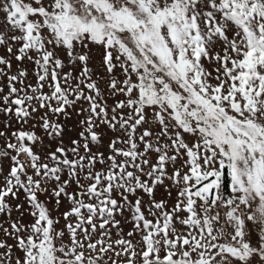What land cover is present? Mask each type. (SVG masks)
<instances>
[{"label": "snow or ice", "instance_id": "1", "mask_svg": "<svg viewBox=\"0 0 264 264\" xmlns=\"http://www.w3.org/2000/svg\"><path fill=\"white\" fill-rule=\"evenodd\" d=\"M0 264H264V0H0Z\"/></svg>", "mask_w": 264, "mask_h": 264}, {"label": "rangeland", "instance_id": "2", "mask_svg": "<svg viewBox=\"0 0 264 264\" xmlns=\"http://www.w3.org/2000/svg\"><path fill=\"white\" fill-rule=\"evenodd\" d=\"M42 199H43V197H42ZM62 210H63V208H62ZM13 216L15 217L16 216V213H13ZM30 221V217H25V223H28ZM130 227V226H129ZM127 230V229H126ZM9 243H12V241H9Z\"/></svg>", "mask_w": 264, "mask_h": 264}]
</instances>
